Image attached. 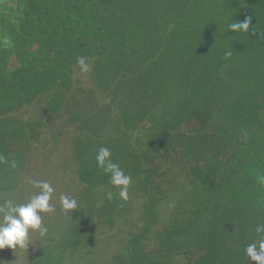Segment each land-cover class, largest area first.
<instances>
[{
  "label": "trees",
  "instance_id": "obj_1",
  "mask_svg": "<svg viewBox=\"0 0 264 264\" xmlns=\"http://www.w3.org/2000/svg\"><path fill=\"white\" fill-rule=\"evenodd\" d=\"M246 17L252 18L247 33L228 31L230 23ZM80 56L105 71L90 76L91 89L77 81ZM71 90L79 96L92 92L101 101L73 109L58 100ZM46 97L52 102L48 114L57 116L66 105L67 133L71 127L80 132L70 143L73 173L84 190L101 194L110 188L118 195L110 176L97 167L99 147L85 129L93 113L104 117L103 131L130 127L128 146L140 131L145 156L132 154L130 166L135 176L143 169L147 174L129 188L147 196L142 201L181 199L175 213L156 206L155 214H139L132 201H120L127 213L111 205L103 214L114 225L135 219L124 237L125 254L114 264H250L244 249L258 240L255 228L264 223V183L258 182L264 177V0H4L0 155L15 160L17 168L0 164V203L18 188L26 164V155L18 153L31 147L29 141L38 142L32 135L41 128L34 125L27 136L18 128L13 142L4 121ZM122 101L134 103L132 116L122 113L124 129L110 107ZM92 104L86 119L83 110ZM114 157L122 166V157ZM169 161L162 173L166 182L154 186V175ZM180 173L183 180H172ZM142 201L135 205L138 212ZM72 219L76 227L91 228L84 218ZM100 222L93 223L99 228ZM36 259L32 264L72 263L60 247H44Z\"/></svg>",
  "mask_w": 264,
  "mask_h": 264
},
{
  "label": "rangeland",
  "instance_id": "obj_2",
  "mask_svg": "<svg viewBox=\"0 0 264 264\" xmlns=\"http://www.w3.org/2000/svg\"><path fill=\"white\" fill-rule=\"evenodd\" d=\"M0 3L1 0H0ZM90 71L87 73H78L77 81L81 86L91 88L93 82L88 81V79H93L90 76L93 75L94 78L102 77L105 73L103 70H99L94 65H89ZM125 90L130 91L127 87ZM49 97V96H48ZM48 97H46L48 101ZM12 97H6V100H10ZM44 100V101H46ZM59 101H63L66 104L69 103L73 109H77L79 106H85L86 101H101L96 99L92 92H88L83 96H79L77 91L71 90L70 92H63L60 94ZM47 107L42 104L39 107L43 110H36L30 116L22 118L17 116L9 121H4L7 130L10 132L9 139L15 141L13 135L17 132L18 128L25 129V135L27 136L32 132L34 125H39L41 128L36 130V133L32 135L35 138L39 137L38 142L36 140L29 141L31 147L24 150V154L21 151L19 156L26 155V164L22 169V177L17 184L18 188L11 192V200L17 204H23L28 202V200L36 193V189L32 187V180L47 181L52 184L55 188V193L52 197L51 204L55 207L56 211L54 213L42 214L43 224L48 228L47 238L40 237L39 233H32L29 237L28 247L25 249L17 248L15 250L5 248L0 250V264H32L33 260H37V253L41 251L44 247H60L67 250V260L72 261L71 264H114L116 257L118 255L125 254L127 246L124 247V242H127L128 237L124 239L125 234L135 226V219H129L117 225L110 219H105V214L110 210L111 205L119 204L121 208H117V211H122L127 213L129 207L127 205L121 204L122 201L118 195L112 194V200L107 199V194L110 192L109 189H105L101 194H98L96 190H84L81 185H79V179L73 169L77 168L75 164L74 155L72 153L73 141L80 132H75L74 128L69 129L67 133L66 126L62 123L67 121L63 114L66 112V105H63V110L57 116H51L47 112ZM128 106H131L128 109ZM94 104L90 105L87 109L83 110L85 118L87 119L88 113L93 110ZM111 109L114 111L113 118L116 123L121 124L122 129L125 128L123 123L122 113H125L128 117L132 116L134 103L133 101H122L121 104H111ZM30 110L27 109L26 112ZM46 112V113H45ZM83 114V112H80ZM63 117V118H60ZM84 122L83 119H81ZM105 122L103 116H95L93 113L88 121L86 122V128H90L93 132V140L96 141L97 146L107 147L113 153L111 157L112 161L115 162L114 156H119L125 159L128 163L132 160V154H137L140 157L144 154L145 150L143 148V139L140 132H137L132 140V145H127V136L130 127L117 132V130L103 131L102 124ZM76 125V123H75ZM127 126V124H126ZM68 136V137H67ZM67 137V141L66 138ZM10 143L8 142L7 145ZM20 160V159H19ZM25 160V157H24ZM172 162H167L161 164L159 168V173L154 175L153 185L156 187L161 186L166 182V178H162V173L167 169ZM144 167V165H142ZM121 167V166H120ZM122 169L126 175L131 176V184L134 182L136 185H140L143 180L142 175H133L132 166L122 163ZM25 170V172H24ZM158 171V170H157ZM144 175L147 174L145 169H143ZM26 174V175H24ZM182 174L179 176H173L172 180H183ZM105 186V185H104ZM102 186V187H104ZM182 190L186 187L180 181L179 184ZM99 188L102 191L103 188ZM130 187V186H129ZM137 189V188H136ZM116 192V189H112ZM62 195H69L74 197L78 202V208L70 213V217H65L60 213V197ZM138 190L134 192L133 188H129L127 201H132L133 207L136 213L142 214H155L154 208L156 206L160 207L162 211L165 209H171L173 213L180 209L181 199L174 196H164L158 198L152 203H146L142 200L147 199V196L141 193L138 196ZM3 194H0V198ZM111 204H109V202ZM142 201V208L140 212L136 206L140 205ZM136 205V206H135ZM122 207H124L122 209ZM110 213V212H109ZM69 218H84L82 221L91 223L90 227H76L75 219L69 221ZM97 219H102L103 224L101 227L97 228L98 223H93ZM69 221V223H68ZM123 221V220H122ZM99 222V221H98ZM121 222V221H119ZM112 224V225H111ZM66 227V228H64ZM112 228V231H109ZM58 250H50V252H58ZM127 256V255H126Z\"/></svg>",
  "mask_w": 264,
  "mask_h": 264
},
{
  "label": "clouds",
  "instance_id": "obj_3",
  "mask_svg": "<svg viewBox=\"0 0 264 264\" xmlns=\"http://www.w3.org/2000/svg\"><path fill=\"white\" fill-rule=\"evenodd\" d=\"M3 1L1 0V2ZM1 4L2 3H0V7ZM251 20V17H246L242 22L234 21L228 25V31H231L232 33H247L250 29ZM230 55L231 52L226 53V56ZM89 65L90 64L86 63L85 57L80 56L77 58V66L80 68L81 73L89 72L91 70ZM91 65L95 66V64ZM86 88L89 89L88 87ZM42 104L46 108L48 101L35 100L19 112H16V114L25 118L33 114L36 110H43V108L39 107ZM27 109L30 110L26 112ZM137 132L140 131L137 130ZM135 156H137V154H134V157ZM144 156V154L141 156L142 159H144ZM111 157L112 153L109 148H99L96 154L97 167L101 168L106 175L110 176V183L118 190L119 198L123 201H127L128 190L132 178L131 176L126 175L122 166L120 167L118 163H114ZM121 159L124 163H128L125 159ZM132 162H134V160L129 161L128 164L130 165ZM0 164H7L8 167L12 169L17 168L15 160L8 161L2 155H0ZM141 175L142 177L145 176L143 172ZM258 182L264 183V177H259ZM31 184L37 191L28 202L17 204L13 200L8 199L0 203V250L5 248L12 250L17 248H27L29 237L32 233L38 232L40 237L47 238L48 228L43 224L42 214L54 213L56 211L55 207L51 204L55 188L47 181L32 180ZM134 184L136 185V183ZM112 198V193L109 192L107 194V199L112 200ZM77 208L78 202L74 197L69 195H62L60 197L61 215L70 217V213ZM255 232L258 236V240L248 244L244 249V253L250 264L251 262H255V264H264V223L257 224Z\"/></svg>",
  "mask_w": 264,
  "mask_h": 264
}]
</instances>
